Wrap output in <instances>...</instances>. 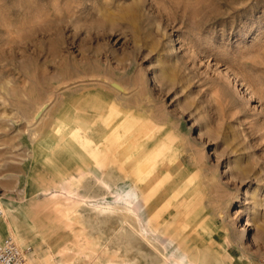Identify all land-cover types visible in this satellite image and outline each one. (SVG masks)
Masks as SVG:
<instances>
[{"label": "rangeland", "instance_id": "1", "mask_svg": "<svg viewBox=\"0 0 264 264\" xmlns=\"http://www.w3.org/2000/svg\"><path fill=\"white\" fill-rule=\"evenodd\" d=\"M108 162L182 229L196 210L264 257V0H0V240L75 261L84 232L53 203Z\"/></svg>", "mask_w": 264, "mask_h": 264}, {"label": "bare ground", "instance_id": "2", "mask_svg": "<svg viewBox=\"0 0 264 264\" xmlns=\"http://www.w3.org/2000/svg\"><path fill=\"white\" fill-rule=\"evenodd\" d=\"M236 82L239 85V81ZM136 168L134 165L133 173L126 174L122 180L133 179L134 174L140 182L121 185L119 189L124 187V190L118 193L109 187L106 174L100 180L95 179L99 187L106 189L105 193L101 194L99 188L89 195L86 190L91 189L93 183L84 187L83 192H77L73 188L82 181V176L78 175L77 182L67 185L70 189L67 194L55 199L53 206L62 219L74 225L77 232H84V243L80 245L83 254H77L75 261L69 260L66 264H168L170 260L206 264L205 246L198 248L190 244L187 236L173 230L171 220L153 223L158 216L157 207L150 202L147 186L141 184L143 177ZM145 216L150 219L149 223L144 222ZM161 238L177 242L178 252H169ZM76 248L71 244L66 249Z\"/></svg>", "mask_w": 264, "mask_h": 264}, {"label": "crops", "instance_id": "3", "mask_svg": "<svg viewBox=\"0 0 264 264\" xmlns=\"http://www.w3.org/2000/svg\"><path fill=\"white\" fill-rule=\"evenodd\" d=\"M104 131L96 125L93 121L84 126V135L93 139V143H102V136ZM135 138V137H134ZM76 151H79L72 142H69ZM130 144V143H129ZM128 145V143H127ZM124 148H122L123 150ZM71 150V146H67L64 151V156L67 157ZM115 157L122 162L120 155L116 154ZM61 165V163H60ZM125 165V164H123ZM131 173L126 171L124 174L117 171V167L114 162H108V165L104 171H100L98 175L95 174L94 170H85L79 175L82 176V181L78 182L77 186H74L77 192H83L86 190L84 187H89V183H93L91 189L86 190L89 195H92L93 189H99L101 194L106 192L105 188L99 187V183L95 182V179H101L103 175H107V183L113 190L116 187L118 181L122 180L126 174ZM78 176V175H77ZM77 176L71 175L67 179L69 183L71 181L77 182ZM67 183V185L69 184ZM65 188V187H64ZM65 190V189H64ZM67 190H70L67 187ZM106 195V194H105ZM164 196L162 197L161 203L165 202ZM173 211V210H171ZM173 216V230L185 234L190 244H195L196 247L200 248L205 246L206 250V264H259L261 256L254 252L252 249L246 247L243 235L241 232L232 227L228 223H220L218 219L206 216L196 210L190 211L185 218H183L188 227L182 229L181 218L175 217L174 212H159L158 219L165 220L170 219ZM144 219V217H143ZM3 239V238H2ZM1 241V240H0ZM170 252L173 254L177 253L178 250L172 245L170 246ZM24 264H48V261L37 257L31 252L25 253ZM168 264H190L184 260H170Z\"/></svg>", "mask_w": 264, "mask_h": 264}, {"label": "built area", "instance_id": "4", "mask_svg": "<svg viewBox=\"0 0 264 264\" xmlns=\"http://www.w3.org/2000/svg\"><path fill=\"white\" fill-rule=\"evenodd\" d=\"M26 248H21L15 239L8 235L0 241V264H24ZM259 264H264V257Z\"/></svg>", "mask_w": 264, "mask_h": 264}]
</instances>
